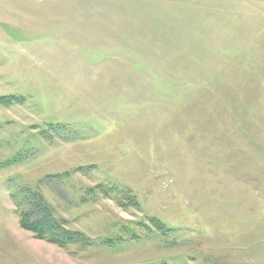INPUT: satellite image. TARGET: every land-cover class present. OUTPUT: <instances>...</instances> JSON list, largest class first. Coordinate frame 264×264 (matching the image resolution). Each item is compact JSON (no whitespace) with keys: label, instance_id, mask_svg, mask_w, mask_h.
<instances>
[{"label":"rangeland","instance_id":"rangeland-1","mask_svg":"<svg viewBox=\"0 0 264 264\" xmlns=\"http://www.w3.org/2000/svg\"><path fill=\"white\" fill-rule=\"evenodd\" d=\"M0 96V264H264V0H0Z\"/></svg>","mask_w":264,"mask_h":264},{"label":"trees","instance_id":"trees-1","mask_svg":"<svg viewBox=\"0 0 264 264\" xmlns=\"http://www.w3.org/2000/svg\"><path fill=\"white\" fill-rule=\"evenodd\" d=\"M12 98H8V96H0V102H13ZM65 173L67 172L64 171L63 173L56 172L52 174H46L41 177L39 181L44 182L46 180L44 184L48 185L53 181H60L62 176L65 175ZM99 187L105 190L106 192H108L109 189H115V186H106L104 183H99L91 187L90 191H97ZM22 192V197L16 198V196H13L14 194H12L14 202L17 206L19 223L22 227L33 231L35 234H37V236L46 239L50 242H54L62 247H66L73 243H89V238L85 233L80 230H73L67 228L66 220L58 218L54 214L52 206L45 199V197L40 191L31 190L29 187H25L22 188ZM108 193H110V191ZM131 198L133 199L134 196H130V199ZM119 239H121V237H117L116 239L110 238L108 240L111 242H115V240Z\"/></svg>","mask_w":264,"mask_h":264}]
</instances>
